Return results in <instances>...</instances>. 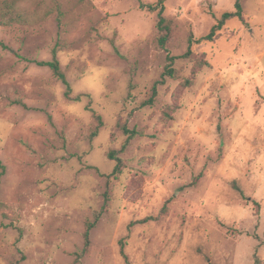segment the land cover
<instances>
[{
    "label": "rangeland",
    "instance_id": "rangeland-1",
    "mask_svg": "<svg viewBox=\"0 0 264 264\" xmlns=\"http://www.w3.org/2000/svg\"><path fill=\"white\" fill-rule=\"evenodd\" d=\"M235 2L165 0L164 48L138 0H0L38 9L0 26V264L264 261V0H242L245 22L196 42ZM57 3L61 20L47 15ZM54 48L81 101L38 64ZM171 56L177 76L142 106ZM88 104L104 120L94 138ZM123 125L138 134L121 152ZM113 150L124 167L108 178Z\"/></svg>",
    "mask_w": 264,
    "mask_h": 264
},
{
    "label": "trees",
    "instance_id": "trees-1",
    "mask_svg": "<svg viewBox=\"0 0 264 264\" xmlns=\"http://www.w3.org/2000/svg\"><path fill=\"white\" fill-rule=\"evenodd\" d=\"M138 2H139V6L142 10L157 12V25L156 26H157V30L159 33H158V36L156 39H157V42L159 43V45L165 48L167 46L169 40H170V34L172 31V28L170 25L171 22L169 20H167V18L164 15V11H165L164 2H165V0H158L156 3H146L143 0H138ZM55 9L58 11V20H61V16L65 12L62 10L60 3H57L53 8L49 9V11L47 12V15L52 14ZM5 10L6 11H0V26L13 24L15 22H17V23H24V22L29 23L30 21H32V18H34L36 16V12L38 14L37 8L14 7V3L10 4L9 7H7ZM235 17L240 19L242 22H245L242 0H236L235 10L224 12L222 14V16L220 18H218L217 23L212 27L211 31L207 35L196 40V42H202L204 40L213 41L216 38L217 32L222 30V28L224 27L226 22L228 20H230L231 18H235ZM193 42H194V37L191 35L189 37V50L185 53L184 56L188 57L192 54L191 45L193 44ZM175 58L176 57H172V56L169 57V62L166 65L164 72L162 73L161 79L158 80L157 82H155V84L153 86L152 95L150 96L149 99L145 100L142 103V106L154 104L155 99L157 97V93H158V84H163L165 82L167 76L172 77V78H175L177 76L176 69L173 67V61ZM38 64L43 65V66H48L52 70L55 77H57L59 80H61L66 85L67 89H66L65 95L68 99L75 100V101H81L82 100V97H83L82 94H79L77 96H72V86L70 85V83L68 81L66 73L64 72V70L61 67L60 60L58 59V49L57 48H54L53 57L51 60L38 61ZM198 64L200 67H202L203 65L207 64V62L205 60H202V61H199ZM186 84H187V86L191 85L192 80L187 81ZM86 96L89 97L90 95L87 94ZM87 109L93 112V116L95 118V125L90 132V137L94 138V137L98 136L100 129L104 125V120L100 114H98L94 111V109L90 106V104L87 105ZM121 128L128 135L127 140L125 141L122 148L120 149V151L123 152L127 148V146L131 143V140L136 137V135L138 134V131L135 129H130L126 125H123ZM120 151L113 150V151H110L108 153V157L110 159H114L116 161V165L114 167L113 172L111 174L107 175L108 178H111V177L117 178L123 172V167H124L123 159L117 154ZM0 164H1V161H0ZM108 200H109V197L107 195L106 199H105V205L106 206H107ZM103 211H104L103 208L99 211H95V213H94L95 219L94 220L88 219L86 222V227H85V232H84V248H83V251L81 253V255H83V256L86 255V253L88 252V249L91 245V231L96 226L99 219L101 218ZM167 211H168V207L166 205L162 208V210L158 216H148V217L140 220L139 222H146V221L151 220V219H157V218H159V216L165 214ZM125 245L126 244L124 243V241H121L122 255L128 261L129 259H128L126 252H125ZM81 255H79V256H81ZM253 264H264V261L257 257Z\"/></svg>",
    "mask_w": 264,
    "mask_h": 264
}]
</instances>
